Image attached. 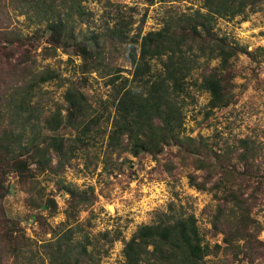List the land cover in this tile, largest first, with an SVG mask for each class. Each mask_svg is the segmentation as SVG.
Instances as JSON below:
<instances>
[{"label":"rangeland","instance_id":"374dc122","mask_svg":"<svg viewBox=\"0 0 264 264\" xmlns=\"http://www.w3.org/2000/svg\"><path fill=\"white\" fill-rule=\"evenodd\" d=\"M255 1L245 17L218 19L215 25L218 35L227 36L253 54L240 53L232 63L233 76H226L232 88L231 105L207 115L209 94L191 87L195 101L187 100L185 135L196 141L187 147L167 146L159 155L133 156L128 149L109 147L111 125L108 121L114 115V90L109 80L119 75L131 78L133 66L129 59L130 44L104 38L108 28H114L117 17L123 16L125 22L131 23L129 36L134 39L138 34L162 30L170 20L198 10L204 12V1L90 0L85 6L93 15L85 24L76 18L75 34L79 39L100 35L101 54L94 60L86 59L72 44L58 47L51 43L53 36L47 25L52 15L45 19L32 6L21 9L18 3L0 0L4 10L0 27L8 26L9 30L31 40L26 46L16 45L8 50L0 43V108L8 104L10 94L18 87L31 82L33 74L52 70L61 79L42 84L34 99L36 109L44 110L42 122L58 106L66 107L64 94L69 88L83 92L93 110L102 114V123L93 127L89 143H80L76 156L69 162L59 166L60 159L53 153V170L35 179H32L35 172H31L30 180H23L14 172L3 176L7 194L0 199V264H30L33 255L41 253L40 244L52 240L54 233L64 226L76 223H81L107 250L101 264H123L124 246L139 227L190 215L196 217L204 243L212 249L204 264H264V176L249 181L251 185L245 197L258 187L260 190L252 195L254 200L249 197L251 236L236 243L239 250H231L224 242L225 234L215 226L218 209L224 201L223 189L217 190L214 185L223 178L224 170L238 166L235 154L231 162L223 157L218 162L217 157L228 148L235 151L240 139L250 138L263 147L260 166L264 174V52L260 51H264V0ZM32 2L35 4L37 0ZM56 9L64 15L63 8ZM121 28L125 32L126 26ZM131 46L136 47L135 41H131ZM25 47L30 60L21 65ZM12 49L16 56L11 58L7 54ZM90 50L97 51L94 44ZM216 65V61L211 63ZM26 67L28 70H23ZM118 80L122 79L118 77ZM9 124L5 118L0 128ZM59 135L74 140L78 131L66 128ZM198 143L208 144L212 151L201 150ZM203 159L217 163L216 168L212 172L199 169V161ZM233 175H237L236 170ZM191 178L199 183L209 182L210 189H197ZM227 178V187L231 189L244 186L243 179ZM63 186L86 192L91 202L75 211V222H67L70 195ZM47 203L52 204L47 207ZM228 207L232 205L228 203ZM226 221L228 218L222 217L220 223ZM106 232L111 237L118 235L120 240L110 244L102 237ZM11 234L17 239L15 243L8 241ZM15 245L20 249L18 255L12 253Z\"/></svg>","mask_w":264,"mask_h":264},{"label":"trees","instance_id":"16d2710c","mask_svg":"<svg viewBox=\"0 0 264 264\" xmlns=\"http://www.w3.org/2000/svg\"><path fill=\"white\" fill-rule=\"evenodd\" d=\"M89 1L60 0L57 5L58 0H37L35 4L32 0H11V4L18 3L21 9L32 6L33 11L38 16L44 15L45 19L52 15L47 25L53 36L51 43L58 47L72 44L86 59H94L95 56L98 59L101 54L100 35L79 39L75 34L76 18L79 23L85 24L93 15L85 6ZM202 1L204 12L198 10L181 19L170 20L162 30L143 36L138 34L134 39L129 36L131 23L125 22L123 16L117 17L114 28H108L104 38L120 43L128 41L130 44L129 59L133 66L131 78L119 75L109 80L114 90V115L108 121L111 125L110 148L128 149L133 156L141 153L159 155L167 146L187 147L195 142L194 138L185 135L187 100L195 101L191 87L209 94L207 115L231 105L232 88L226 76H233L232 63L240 53L253 54L234 44L227 36L218 35L215 25L218 19L245 17L247 9L255 6L256 1ZM56 8H63L64 15L58 14ZM27 11L25 9V14ZM3 13V7H0V16ZM122 25L126 26L125 32L121 30ZM8 28L0 27V43L5 44L6 50L31 42L28 36H21ZM131 41H135L136 47L131 46ZM92 44L96 52L90 50ZM26 49L22 54L26 60L22 56L21 65L30 60ZM9 53L8 57L16 56L13 49ZM153 61L158 65L155 66ZM215 61L217 65L211 66ZM195 74L198 76L195 77ZM31 77V82L18 87L10 94L8 104L0 108V126L5 118L10 122L9 126L0 128V199L7 194L3 176L14 172L23 180H30L31 172H35L32 178L35 179L37 175L53 170V153L60 159L59 166L64 165L76 156L80 143H89L93 127L102 123V114L93 110L87 96L71 88L64 94L66 107L58 106L42 122L44 110L36 109V91L42 84L60 80L61 76L51 70ZM118 77L122 80L119 81ZM66 128L78 131L74 140L59 135ZM198 146L201 150L212 151L206 143H198ZM233 154L238 166L235 165L233 170H224L223 178L214 185L217 190L223 189L224 201L218 209L215 226L225 234L224 242L232 247L231 250L238 249L236 243L251 236L249 221L252 206L248 200H254L252 195L260 188L250 193L251 199L245 195L251 185L249 181L264 176L260 166L263 147L256 141L247 137L240 139L235 151L228 148L217 157V161L220 162L223 157L231 162ZM199 163V169L209 172L217 165L207 159ZM234 170L237 175H233ZM229 175L232 179H243L244 186L237 185V189L227 187ZM191 183L199 190L210 189L207 186L209 182L199 183L191 178ZM63 189L70 195L67 222H75V211L91 202L86 192L73 186H63ZM228 203L232 207H228ZM51 204L45 206L50 207ZM222 217H227L228 221L220 223ZM12 234L8 236V241L15 243L17 239ZM102 237L110 244L120 240L118 235L111 237L109 232ZM204 241L194 215L142 226L126 242L123 264H204L205 258L212 253L210 245ZM103 247L81 223H76L64 226L54 233L52 240L40 244L41 253L33 255L28 263L101 264L107 254ZM12 253H20L18 245L13 246Z\"/></svg>","mask_w":264,"mask_h":264}]
</instances>
